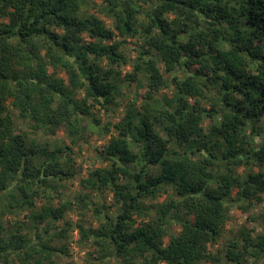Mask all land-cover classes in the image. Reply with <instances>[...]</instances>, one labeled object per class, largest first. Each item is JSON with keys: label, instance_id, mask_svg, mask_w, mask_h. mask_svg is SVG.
<instances>
[{"label": "trees", "instance_id": "trees-1", "mask_svg": "<svg viewBox=\"0 0 264 264\" xmlns=\"http://www.w3.org/2000/svg\"><path fill=\"white\" fill-rule=\"evenodd\" d=\"M102 2L118 35L143 38L136 69L147 81V99L168 85L160 62L175 73L170 83L177 99L155 114H126L113 126L116 135L98 152L109 164L89 177L97 191L112 194L119 211L113 219L104 200L98 205L82 195L83 208L100 219L97 227L75 225L81 242L99 264H260L264 236L239 232L219 251L210 247L226 231L228 208L249 206L264 192V173L242 182L232 170L264 165V132L249 129L264 119V0ZM115 37L90 13L88 0H0V195L11 192L16 205L32 209L35 198H50L51 182L74 178L64 168L71 147L38 144L17 123L48 137L63 131L73 145L99 127L95 109H112L118 69L126 64ZM194 97L211 104L214 118L189 104ZM204 118L218 121L206 130ZM215 167L225 172L214 175ZM168 191L162 204L144 205ZM68 207L33 211V223L50 220L33 235L0 231V263L14 256L19 264H55L53 257L67 252L73 226L51 231ZM154 212L148 222L133 218Z\"/></svg>", "mask_w": 264, "mask_h": 264}, {"label": "rangeland", "instance_id": "rangeland-1", "mask_svg": "<svg viewBox=\"0 0 264 264\" xmlns=\"http://www.w3.org/2000/svg\"><path fill=\"white\" fill-rule=\"evenodd\" d=\"M90 13L95 15L97 18L102 20L106 27L112 30L116 37L113 38L114 41L122 42L123 46L121 52L123 53L126 64L122 65L118 70L121 71V78L118 79V86L115 95L114 105L112 109L107 113L103 111L97 112L98 118L101 122L99 127L90 128L87 130L83 140L76 144H71V140L66 136L63 131H60L54 137L45 136L43 131L35 132L32 130L30 124L21 123L20 121L17 125L25 132H28L31 137H34L36 143L44 145L45 143H50L55 147L63 148V142L71 147V151L68 152L66 158L69 163L65 165V170L74 173L75 176L71 180H64L61 182H51L50 186L53 187L52 190H46L50 193V198L47 200H42L35 198L33 200L34 207L32 209L24 208L18 206L15 203L14 196H10V193L0 195V231L5 233L6 237L18 236L23 234H34L35 231H43L50 223V220H46L44 223L37 222L36 224L30 220L32 212L41 213L43 206L60 207L62 205H67L68 211L65 214L64 220L57 221L51 231L60 229L64 227L66 222L72 224L73 228L68 231L67 237V252L66 254H57L53 257L55 264H99L95 260L94 250L86 242H81L79 237V231L75 225H81L88 229L89 227H97L100 218H96L91 212L83 208L80 198L82 195H86L94 203H104L105 207L103 209L111 218H115L119 207L113 204L112 194L109 192H104L103 194L93 188V181L89 175L97 169L106 167L109 163L102 162L98 152L102 149L105 143L110 139L111 136L116 135L114 130V125L121 122L122 118L126 114H130L133 119H135L136 112L148 110L150 113L155 114L156 110H161L164 108H170L174 101L177 99V93L175 92L172 84L170 83L171 78L175 73L165 72L164 63H158L161 74L165 80H167V86L161 88L156 92H152V99H147V81L139 70L136 69V65L139 62L138 52L143 47V38L140 34L134 37H124L118 35L114 29L113 18L107 11L102 0H88ZM173 19V16L169 17ZM112 40V41H113ZM111 41V42H112ZM86 42H91V40L86 39ZM107 44V43H106ZM105 62L101 63V66L105 68ZM182 72H178V76H182ZM59 77L66 80L64 74L60 73ZM133 78V79H132ZM67 82V80H66ZM191 106L200 108L203 113L210 114L214 118L213 107L211 104L204 99L199 97H194L188 99ZM211 120V118H204L201 125L204 129L208 130L212 124L217 123L218 118ZM106 125L108 131H104L102 126ZM254 126L257 132L261 133L263 137L264 132V119L259 120L256 123L249 124V129ZM250 131V130H249ZM260 139V137H258ZM217 167V166H216ZM214 168L213 174L219 175L225 172V169ZM236 168V167H235ZM236 176L243 182L248 179L249 175H257L258 173H264V165H249L248 167L240 166L237 169H232ZM90 180V183L82 184V181ZM238 189L232 192V197H236ZM10 197H9V196ZM171 192L168 191L160 195L158 198L144 201L146 207L157 206L168 200ZM257 200L252 201L251 205L241 204L233 205L229 207V218L226 225V231L218 241V243L210 247L213 252L219 251L222 248L224 242L228 240L231 234L237 235L239 232L249 235L252 239L257 236H264V192H258L255 194ZM104 200V201H103ZM149 215V216H148ZM142 215H134L136 223H142L143 221L148 222L149 220L156 219L155 212ZM176 219L182 218L181 215L175 216ZM153 218V219H152ZM98 219V220H97ZM177 221V220H175ZM40 223V224H38ZM171 231L174 234L180 232L181 227L179 224L172 223L170 226ZM168 239L164 240V246L167 244ZM64 241H57L54 246L62 247ZM91 255H94L93 257ZM9 262L0 264H19L14 256L9 257ZM109 264H114L113 261ZM260 264H264V261Z\"/></svg>", "mask_w": 264, "mask_h": 264}]
</instances>
